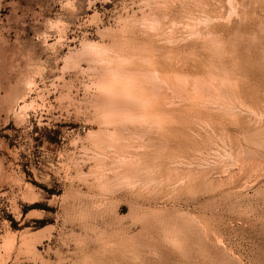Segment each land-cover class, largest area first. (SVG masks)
<instances>
[{"label":"rangeland","instance_id":"rangeland-1","mask_svg":"<svg viewBox=\"0 0 264 264\" xmlns=\"http://www.w3.org/2000/svg\"><path fill=\"white\" fill-rule=\"evenodd\" d=\"M0 264H264V0H0Z\"/></svg>","mask_w":264,"mask_h":264},{"label":"bare ground","instance_id":"bare-ground-1","mask_svg":"<svg viewBox=\"0 0 264 264\" xmlns=\"http://www.w3.org/2000/svg\"><path fill=\"white\" fill-rule=\"evenodd\" d=\"M134 53H135V52H134ZM129 62H130V61H129ZM117 64H118V63H117ZM117 66H118V65H117ZM138 68H139V67H138ZM109 69H110V68H109ZM108 71L110 72V70H108ZM117 71H118V70H117ZM129 71H130V69H129ZM111 72H112V68H111ZM111 72H110V73H111ZM113 72H114V71H113ZM127 72H128V70H127ZM131 73H132V71H131ZM131 73L129 72V74H131ZM106 74H109V73H106ZM120 74H121V73H120ZM117 75H118V74H114V73H112L111 76H109V77L112 78V79L110 78L111 81L114 79L115 81H119V82H121V80H122L121 77H118ZM123 75H124V73L122 74V78H123ZM127 75H128V74H127ZM127 75H126V76H127ZM134 75H135V74H133V77H134ZM154 75H156V74H154ZM217 75H218V74H217ZM103 76H105V75H103ZM106 76H108V75H106ZM131 76H132V75H130V77H131ZM137 76H138V74L136 75V77H137ZM136 77H135V78H136ZM106 78H107V77H106ZM106 78L104 77V80H106ZM117 78H120V80H118ZM130 79H131V78H130ZM94 80H95V79H94ZM114 80H113V81H114ZM125 80H127V79H125ZM134 80H135V79H134ZM115 81L113 82V84L116 83ZM130 81H131V80H130ZM137 81H138V80H137ZM147 81H148V80H147ZM119 82H117V83H119ZM109 83H110V81H109ZM127 83H128V82H127ZM129 83H130V82H129ZM159 83H160V82H159ZM95 84H96V83H95ZM107 84H108V83H107ZM119 84H120V83H119ZM124 84H125V82H124ZM105 85H106V84H104V86H105ZM128 85H130V84H128ZM128 85H127V86H128ZM161 85H162V84H161ZM101 86H102V84H101ZM107 86H108V85H107ZM111 86H112V85H111ZM115 87H117L116 84H115ZM177 87H178V86H177ZM177 87H176V88H177ZM102 88H104V87H102ZM112 88H113V87H112ZM129 88H130V87H129ZM129 88L126 87V86H123V85H122L121 87L119 86V87H117V89H114L113 93H112V91H111V95L116 93L115 90H122V91H126V93H127ZM105 89H107V88H105ZM109 90H110V89H109ZM106 91H107V90H106ZM106 91H105V92H106ZM102 92H103V91H102ZM199 92H200V91H199ZM107 93H109V92H107ZM121 93H122V92H121ZM124 93H125V92H124ZM108 96H110V95H108ZM121 96H122V95H121ZM101 99H102V97H101ZM111 99H112V98H111ZM119 99H120V98H119ZM128 99H129V98H128ZM107 100H108V102H109V101H110V98L108 99V97H107ZM112 100H114V99H112ZM102 101H103V100H102ZM121 101H123V99H122ZM108 102L106 103V101H105V103H106L107 105H106V106L104 105V106H105L104 108H108V107H107V106H109L108 104H112V105L114 106L113 111L116 110V111H115L116 113H117L118 110L120 111V109L122 108V107H121V106H122L121 104L124 103V102H122V103L120 104V101H119V100H118V102H117V101H113V102H109V103H108ZM130 103H131V102H130ZM140 103H141V102H140ZM99 104H100V103H99ZM119 104H120V106H119ZM96 105H97V104H96ZM100 105H101V104H100ZM144 105H145V104H144ZM113 106H110V108L113 107ZM125 106H126V105H125ZM125 106H124V107H125ZM102 109H103V108H102ZM100 110H101V108H100ZM122 110H123V108L121 109V111H122ZM106 111H107V110H106ZM113 111H112V112H113ZM99 113H100V112H99ZM109 113H110V112H109ZM113 113H114V112H113ZM100 114H101V113H100ZM106 114H107V113H106ZM114 123H115V122H114ZM139 124H140V123H139ZM138 126H139V125H138ZM113 127H114V126H113ZM120 128H121V127H120ZM112 129H113V128H112ZM116 129H117V128H116ZM124 130H125V129H124ZM129 132H130V131H129ZM122 136H123V135H122ZM131 142H132V141H131ZM122 143H123V142H122ZM245 144H246V143H245ZM107 145H108V144H107ZM108 146H109V145H108ZM123 148H124V147H123ZM102 149H104V148H102ZM111 150H112V149H111ZM106 151H107V150H106ZM132 151H133V150H132ZM243 152H244V151H243ZM253 153H254V152H253ZM101 154H102V153H101ZM107 155H108V154H107ZM107 155H106V156H107ZM243 155H244V154H243ZM120 160H121V159H120ZM138 160H139V159H138ZM122 161H123V159H122ZM125 161H127V160H125ZM117 162H118V161H117ZM119 162H120V163H116V164H118V167H119V164H122L123 166H122V165H121V166L126 168V166H124V164H123L124 161H123L122 163H121V161H119ZM125 165H126V164H125ZM241 165H242V164H241ZM257 165H258V164H257ZM121 166H120V167H121ZM109 167H110V166H109ZM238 167H239V166H238ZM257 167H259V166H257ZM128 168H129V167H128ZM128 168H127V170H128ZM134 168H135V167H134ZM121 170H125V169L123 168V169H121ZM129 170H130V168H129ZM239 170H240V169H239ZM119 171H120V170H119ZM114 172H115V171H114ZM121 172H122V174L124 173V171H121ZM126 172L128 173V171L125 170V173H126ZM105 173H106V172H105ZM125 173H124V174H125ZM130 173H131V171H130ZM138 173H139V172H138ZM112 174H113V173H112ZM114 174H115V173H114ZM118 175H119V173H118ZM120 175H121V174H120ZM119 177H120V176H119ZM134 177H135V176H134ZM104 178H105V177H104ZM117 179H118V178H117ZM113 180H114V179H113ZM227 181H228V180H227ZM119 184H120V183H119ZM239 184H240V183H239ZM242 184H243V183H242ZM114 188H115V187H114ZM106 189H107V188H106ZM120 191H121V190H120Z\"/></svg>","mask_w":264,"mask_h":264}]
</instances>
